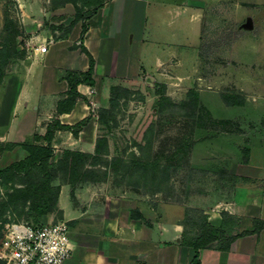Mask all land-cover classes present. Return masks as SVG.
<instances>
[{
	"label": "crops",
	"instance_id": "obj_1",
	"mask_svg": "<svg viewBox=\"0 0 264 264\" xmlns=\"http://www.w3.org/2000/svg\"><path fill=\"white\" fill-rule=\"evenodd\" d=\"M139 1L145 4L146 14L154 13L162 25L156 35L146 26L140 36L136 34L137 40L130 41L135 46L131 49L127 36L132 31L137 33ZM200 8L194 0H107L89 16L88 29L81 37L69 32L54 39L49 50L36 54L28 65V80L19 83L21 90L12 98L10 117L2 123V132L5 141L17 144L1 152V158L7 159L0 166L29 154L23 141L47 144L45 138L36 139L35 135L44 136L54 120L72 126L84 123L76 134L70 128L55 129L51 164H58L65 149L95 154L101 124L98 109L109 105L111 87L131 86L138 71L146 68L150 72V66L157 72L160 63L180 53L175 44L181 45L187 38L193 45H183V49L194 54ZM82 43L95 59V83H79L81 97L71 109L61 111L59 102L67 97L69 89L67 71H87L90 67ZM256 101L247 97L242 105H225L248 114L253 107L264 109V97ZM250 130V155L234 160L230 145L220 144L224 167L232 175L190 197L208 224L221 228L226 236L237 235L228 246L220 238L205 245L199 243L198 235L204 230L188 231L186 206H175L161 191L114 185L109 176L78 177L69 182L59 171L52 180L60 186L59 213L51 212L44 218L65 219L71 226L75 250L66 264H264V226L259 230L255 226L256 219L264 220V124ZM85 166L91 168L92 164ZM179 204L188 205L185 199ZM226 216L236 219V223ZM245 230L249 232L243 233Z\"/></svg>",
	"mask_w": 264,
	"mask_h": 264
},
{
	"label": "rangeland",
	"instance_id": "obj_2",
	"mask_svg": "<svg viewBox=\"0 0 264 264\" xmlns=\"http://www.w3.org/2000/svg\"><path fill=\"white\" fill-rule=\"evenodd\" d=\"M94 1L0 0V47L3 42H11L15 51L0 81V143L12 142L3 139L6 134L2 123L10 117L12 98L21 90L19 83L28 80V65L40 54L35 48L45 41L49 50L51 38L69 32L81 37L83 23L93 14ZM194 1L201 7L195 29V53L188 54L183 49V45H193L188 38L181 45L175 44L180 53L160 63L155 73L153 66L150 72L146 68L139 70L128 90L119 92L116 103L109 100L105 121L99 119V134L107 142L103 144L101 159L91 166L98 175L109 176L114 185L161 191L171 197L175 206H186L185 220L191 233H196V228L202 232L209 224L205 214L191 204L190 197L232 175L224 167L225 154L219 145L228 143L231 158L243 160L250 155V129L264 124V109L253 107L243 114L238 108L226 107L222 96L236 92L253 102L264 97V0ZM138 4L137 33L128 34L129 42L137 40L136 34L140 36L146 26L152 28L154 35L160 34V19L154 13L146 14L142 1ZM77 6L82 8L78 19ZM129 45L135 48L131 42ZM157 88H162L177 105L166 102L162 108ZM191 89L198 91L200 103L209 108L213 117L229 119L236 114L237 118L224 128L199 126L201 109L198 107L193 117L190 109L181 107ZM6 159L0 153L1 166ZM146 160L149 164L144 167L142 162ZM1 166L0 169L6 167ZM25 185L23 174L8 181L0 177L1 236L8 220H44V215L32 210V200L17 191ZM14 194L19 198L11 201ZM183 199L188 205L179 204ZM51 212L59 213L56 209L46 214ZM225 218L236 223L234 218Z\"/></svg>",
	"mask_w": 264,
	"mask_h": 264
},
{
	"label": "trees",
	"instance_id": "obj_3",
	"mask_svg": "<svg viewBox=\"0 0 264 264\" xmlns=\"http://www.w3.org/2000/svg\"><path fill=\"white\" fill-rule=\"evenodd\" d=\"M72 1V0H71ZM74 1V0H73ZM89 3V1H86ZM104 0H95L93 3L92 12H96L97 9L104 5ZM82 8L77 6V15L76 19L81 17ZM88 29V24L83 23V34ZM17 33V29L15 30ZM14 32V34H15ZM13 36V35H12ZM81 49L86 52L90 57V67L87 71H74L68 70L66 73V79L69 82L68 95L65 99L59 102V110L63 111V109H71L72 105L75 103L78 97H81V93L79 92L77 85L81 82L94 84L95 79L93 78V71L95 65L94 56L85 46V44H80ZM15 55L14 47L11 42H3L0 47V81L3 79V75L5 72V66L10 61V58ZM121 90L127 91L128 88L126 86L121 85H113L111 87L110 93V101L111 104L116 103V99L118 97L119 92ZM157 93L160 95L159 104L164 108L166 102L171 105H177L173 103L168 96L164 94V90L162 88H157ZM223 99L227 104H238L242 105L245 103V96L236 92H226L222 94ZM181 107H185L190 109V115L195 116L196 110L199 107L202 111L201 116L197 121V124L202 127H212L214 129L224 128L227 123H231V119L226 118H216L213 117L207 106L200 103L199 93L196 89H191L189 91L188 99H184L181 102ZM109 111V108L103 107L100 108L98 115L100 121L104 122L106 118V112ZM84 123L79 122L77 125H67L62 124L59 120H54L49 123L48 130L44 136L39 134L35 135L36 139L45 138L48 143L47 144H39L35 142L25 141L22 145L29 151V154L24 158L17 161H14L7 165L5 168L0 169V177L3 181H8V179L13 178L16 175L24 176V181L26 185L24 188H19L17 191L23 197H28L32 200V210H34L37 215H45L47 212L54 211L57 208V199L59 194V185H54L52 180L56 177L59 171L62 172L63 180L71 182L72 179H77L78 177H93L95 179L106 178V175H98L97 170L86 168V164H97L98 159H101L100 154H102L103 144L107 142V138L105 136H99L97 139L96 145V153L90 154L82 151H74L70 149H65L63 157L59 160L58 164H51L50 158L54 153V149L51 143L53 134L55 129L62 128H70L76 134L78 129ZM209 124V125H208ZM16 142L9 143H0V153L5 149L12 148L16 145ZM142 164L147 166L148 161H143ZM12 195V194H11ZM19 198V195L14 194L10 199L11 201ZM256 229L259 230L264 226L263 219L255 220ZM249 231L245 230L243 233H247ZM1 236V235H0ZM198 241L202 245H205L209 241H213L217 238L224 239L226 241V246L235 238L237 235L226 236L225 232L218 227L208 225L200 235H198ZM196 247L199 245L195 244ZM197 263V261H195Z\"/></svg>",
	"mask_w": 264,
	"mask_h": 264
},
{
	"label": "built area",
	"instance_id": "obj_4",
	"mask_svg": "<svg viewBox=\"0 0 264 264\" xmlns=\"http://www.w3.org/2000/svg\"><path fill=\"white\" fill-rule=\"evenodd\" d=\"M47 47L43 41L35 51L43 54ZM70 230L65 219L8 220L0 238V264H66L75 250Z\"/></svg>",
	"mask_w": 264,
	"mask_h": 264
}]
</instances>
